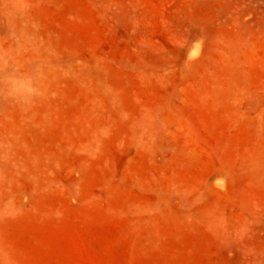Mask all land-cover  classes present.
<instances>
[{"label":"rangeland","instance_id":"374dc122","mask_svg":"<svg viewBox=\"0 0 264 264\" xmlns=\"http://www.w3.org/2000/svg\"><path fill=\"white\" fill-rule=\"evenodd\" d=\"M0 264H264V0H0Z\"/></svg>","mask_w":264,"mask_h":264}]
</instances>
